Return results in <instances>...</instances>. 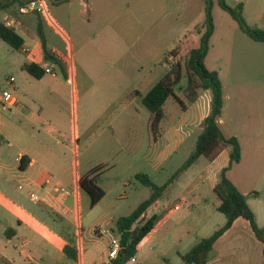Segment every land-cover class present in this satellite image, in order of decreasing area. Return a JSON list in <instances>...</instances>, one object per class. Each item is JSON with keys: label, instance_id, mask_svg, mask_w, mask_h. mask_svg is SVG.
<instances>
[{"label": "rangeland", "instance_id": "1", "mask_svg": "<svg viewBox=\"0 0 264 264\" xmlns=\"http://www.w3.org/2000/svg\"><path fill=\"white\" fill-rule=\"evenodd\" d=\"M46 1L73 41V83L65 82L59 66L55 65L54 75L58 81L55 89L61 94L51 100L65 111L68 123L77 126L79 170L83 172L90 159L107 164L99 180L106 192L102 202L90 207L87 204L89 196L83 194L79 218L68 214L62 219V216L53 214L47 216V221L54 228L61 229L62 225H66L69 228L67 240L75 247L77 224L80 222L81 243L90 244V261L96 264L106 256L111 239L117 236V219L129 214L150 195L151 189L136 179L135 172L142 171L155 184H163L191 154L200 132L198 125L182 126L184 114L180 116L184 111L180 110L178 102L174 100L173 104L169 101L162 122V137L152 147L146 148L143 118L149 115L148 110L133 97L125 98L123 92L118 95V88L124 91L125 85L129 84L142 90L141 76L137 80L128 77L126 81L125 77L124 80L116 77L109 67L118 62H142L151 76L156 77L154 81H158L171 67L169 52L173 48H179V58L184 63L188 51L198 46L204 32L205 1L88 0L96 8V15L92 16L89 13L82 15L76 2L71 4H75L72 9L69 4L56 5L51 0ZM209 1L215 34L209 40L205 66L221 72L224 92L231 99L226 109L227 119L232 111H242L246 121L252 112L256 118L253 127L235 131L243 154L240 164L233 167L230 175L237 177L235 179L242 183L240 186L243 188H250L249 195H246L248 204L258 226L264 229V42L255 41L242 32L236 21L219 7L217 0ZM225 1L232 7L241 3L242 16L247 25L264 29V0ZM8 11L15 16L19 14L15 7ZM29 13L33 14L36 23L39 13ZM67 15L70 16L69 21ZM28 27L35 34L34 26ZM24 61L21 50L11 48L0 39V93L7 90L18 100L15 105L6 108L0 102V115L14 121L20 118L16 110L21 103L28 105L20 86L23 77L30 79L32 87L38 84L39 90L47 91L45 82H37L24 72ZM107 73L110 77H106ZM10 77L14 78L12 84L8 83ZM47 79L54 78L48 74ZM185 81L182 69L181 79L174 88L179 96L183 94L180 88H184ZM113 83L114 86L110 85ZM210 101V90H202L200 109L191 108L188 112L196 113L198 119L201 110H210ZM28 106L36 108V105ZM129 109L131 113H126ZM208 164L206 158H198L174 179L173 185L159 198L161 202L173 205L174 201H181L176 197L184 192L198 204L193 212L187 209V201H184L173 219L156 234L158 239L164 237L172 247L167 248L168 259L162 264L179 263L175 250L188 251L197 236H208L224 224L225 217L217 210L212 189V183L218 181L221 170L206 175ZM188 186L189 189H186ZM9 196L18 198L12 193ZM21 200L27 206L33 205L27 198ZM153 211L150 208L148 213ZM197 220L199 229L191 233L189 228ZM0 249L12 248L0 239ZM154 250L139 251L137 262L133 264H157L151 255Z\"/></svg>", "mask_w": 264, "mask_h": 264}, {"label": "crops", "instance_id": "2", "mask_svg": "<svg viewBox=\"0 0 264 264\" xmlns=\"http://www.w3.org/2000/svg\"><path fill=\"white\" fill-rule=\"evenodd\" d=\"M44 2L46 12L37 15L38 19L36 23L34 22L35 17L31 13H19L15 16L8 10L0 13V19L4 21L7 17H13L18 21L15 30L24 40L23 47H26L28 51L33 53L35 57L34 62H37L39 65L44 59L42 47L36 33L37 23L40 21L48 48L50 50H59L68 59L66 63V76H62L65 82L72 84L74 78L72 61L73 41L61 27L57 18L52 14L51 9L47 6V1L44 0ZM74 2L81 7L80 11L82 15H86L87 13L91 16L96 15V8L88 0H68L56 5L69 4L70 8L73 9L75 4H71ZM14 7L16 8L17 6L15 5ZM66 19L69 21L70 16L67 15ZM29 25L34 26L35 34L29 29ZM214 34L215 29L210 38ZM23 54L25 57L24 63L33 61L26 53ZM109 68L114 70L116 77L122 79L125 77L126 81L128 77H134L133 79L137 80L141 76V86H144L142 90H139L133 84L125 85L124 91L123 88H118V95L123 92L125 98L133 97L140 104L141 96L156 82L154 81L156 77L151 76V72L146 70L148 67H145L142 62H118L111 64ZM142 70L146 72L143 73ZM213 70L218 73L220 78L223 96L222 111L217 118V123L225 136H235L239 142V137L235 131L248 130L250 126L253 127L256 118H254V113L252 112L251 116L249 115L250 117L247 116L248 119L246 121L242 111L239 113L232 111L229 113L230 118L227 119L226 109L230 105V95L224 92L220 70L216 68ZM24 72L26 71L24 70ZM28 75L34 78L30 74ZM107 75L105 76L110 77V73H107ZM47 76L48 73H45L42 77L35 78L37 82H45L47 84L46 92L39 90L38 84L32 87L28 77H23V81L21 82L20 86L24 91L25 102L31 106L36 105V108L29 107L22 102L16 110L17 115L20 117L16 121L1 117L0 115V239L5 240L6 244H9L12 248L10 250L0 249V264H93L90 261L92 247H90V244L83 245L81 243V223L77 224V246L75 247L66 237V235H69V228L66 225H62L61 229L52 227L47 221V216L55 214L59 217L62 216V219H64L69 214L79 218L82 196L86 194L79 187V177L95 165L107 164L90 159L87 161L83 172L79 170L77 159L79 136L77 126L69 124L65 111L52 102V97L60 96L61 93L55 89V83L58 82L55 79L56 76L52 75L54 78L52 80H48ZM110 85L114 86L115 83ZM201 91H199L197 98L188 104L186 108L183 109L179 106L180 110L184 111L180 116L182 117L184 114L182 126L198 125L200 131L202 129V121L209 114L210 110H201L198 119L196 113L193 115L188 111L191 108L196 111L200 109L199 100ZM169 101L174 104L172 98L165 101L163 105L164 115L160 123V134L156 139H154L153 133L149 128L151 114L149 113L147 117L143 118V126L146 131V148L152 147L162 137L164 129L162 122L165 117V108L169 106ZM128 112L131 113V110H126V113ZM22 121H25L27 125H24ZM248 122H250L249 125ZM239 144L241 151L240 160L238 163L231 165L226 171V176L241 193L249 195L250 188H243L240 186L242 183L239 184L240 182H237L235 179L237 177L232 178L230 175L233 167L240 164L242 158L243 150L241 142ZM207 161L209 164L206 169V175L221 170L229 162V148L224 147L213 160ZM21 165H24V167H21ZM137 173L143 172H135V174ZM100 175L97 183L102 187L99 183ZM173 183L174 181L168 188ZM216 183L217 181L212 183V189ZM54 185L63 186L67 190V194L61 200L57 199L52 190ZM186 189H189V186ZM11 193L14 196L17 195L18 198H10L9 194ZM105 195L97 204L102 202ZM21 198H27L33 205L27 206V204L22 202ZM159 198L144 213L145 217L156 214L157 219L153 228L137 245L136 253L134 254L135 261L131 262L128 260L125 264L137 262L139 251H147L152 248H155L153 251L155 253L151 255L157 264H162V261L168 259L167 248L172 249V247L166 242L164 237L158 239V235L156 234L160 233L163 227L173 219L176 211H170L171 205L161 202ZM177 199L187 201L188 210L191 209L194 212L198 208L197 202L191 200L189 194L186 196L184 192H181L176 197ZM215 199L216 207H218L220 200L217 196ZM87 204L90 206L89 197ZM150 208H153L154 211L148 213ZM189 216H187V219ZM197 223L198 220L195 221V225L190 226L191 233H195L199 229ZM201 237L205 236H197L194 244ZM66 245H69L76 251V258H71L65 253L64 247ZM263 247V243L255 237L249 222L242 217H238L215 241L207 264H264ZM107 251L108 249L105 252L106 256L101 257L96 264H100L107 259ZM174 253L177 254L180 263V254L184 252L175 250Z\"/></svg>", "mask_w": 264, "mask_h": 264}, {"label": "trees", "instance_id": "3", "mask_svg": "<svg viewBox=\"0 0 264 264\" xmlns=\"http://www.w3.org/2000/svg\"><path fill=\"white\" fill-rule=\"evenodd\" d=\"M66 1L68 0H51V3L60 4ZM204 1V32L200 36L198 46L193 47L188 51L184 63H181L180 61L179 55L181 52L179 48H173L169 52V55L171 56V67L168 72L141 96L140 102L151 114L149 128L153 133L154 139L160 134V123L164 115L163 105L169 98L178 102L184 109L197 98L200 90H210L211 101L209 114L202 121V129L197 135L193 151L184 163L173 174H171L163 184H155L144 173L135 174L136 179L142 184L148 186L151 189V192L150 195L141 201L129 214L117 219L115 226L123 248L120 250L112 264H125L132 256H134L137 245L150 232L157 219L156 214L145 217V211L163 194L174 179L193 164L199 157H204L211 161L224 147L229 148V162L227 166L221 169L218 181L213 187V192L220 200L217 210L224 215L225 222L210 235L199 238L188 251L180 254L181 264H207L215 241L238 217H242L249 222L255 237L264 245V229L258 226L255 214L247 203V196L241 193L226 176V171L231 165L239 162L241 151L237 138L235 136H225L217 123V118L221 114L223 104L222 85L218 73L215 70L208 69L204 62L209 49V38L214 30L213 19L211 16V2L209 0ZM25 2L26 0H0V13L4 10L11 9L15 5L19 7ZM217 2L219 7L226 11L236 21L242 32L255 41L264 42V29L247 25L242 16L241 3L232 7L228 5L225 0H217ZM36 33L45 60L58 65L61 74L66 76L67 71L64 64L53 57L47 46L40 21L37 23ZM0 39L16 50H21L24 42L22 36L14 28L7 26L1 19ZM22 68L34 78H40L45 74L42 67L34 62L24 63ZM182 69L185 71L186 81L184 88H180L183 92L181 97L175 93L174 88L178 85L181 79ZM21 167H24V165H21ZM105 169L106 165L98 164L79 177V187L89 196L91 207L97 204L105 194L104 190L97 183L99 175ZM64 250L69 257L76 258V251L72 247L66 245Z\"/></svg>", "mask_w": 264, "mask_h": 264}, {"label": "built area", "instance_id": "4", "mask_svg": "<svg viewBox=\"0 0 264 264\" xmlns=\"http://www.w3.org/2000/svg\"><path fill=\"white\" fill-rule=\"evenodd\" d=\"M18 11L19 13L22 14H26L29 12H35V13H42V12H46V7H45V2L44 0H26V2L18 7ZM4 23L15 29L16 25H18V21L16 19H14L13 17H7L4 20ZM21 51L23 53H26L30 59H32L34 62L35 61V57L33 55V53H31L30 51H28V49L26 47L22 46ZM50 52L52 53L53 57L56 58L58 61L62 62L66 68L67 66V58L64 54H62L59 50H50ZM36 64H38L37 62H34ZM39 65V64H38ZM56 64L50 61L45 60V58L41 61L40 65L44 71V73H48V74H52L54 75L55 73V69L54 66ZM14 81L13 77H10L8 79V83L12 84ZM0 102L2 103V107L6 108V107H11L13 105H15L16 103V99L14 97L13 94H11L9 91L7 90H3L0 93ZM53 192L55 193L57 199L61 200L66 194H67V190L60 185H54L52 188ZM184 203V200L181 199V201L179 203H174L173 205H171L170 207V211H177L180 209V207L182 206V204ZM123 248L121 241H120V236H116L114 238L111 239L110 244H109V248L107 251V259L105 261H102L100 264H112L114 259H116V257L118 256L120 250ZM130 261L133 262L135 261L134 256H132L130 258Z\"/></svg>", "mask_w": 264, "mask_h": 264}]
</instances>
